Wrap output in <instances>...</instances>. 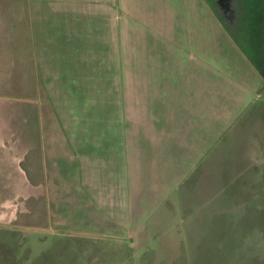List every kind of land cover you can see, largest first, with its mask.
<instances>
[{
    "label": "rangeland",
    "instance_id": "rangeland-1",
    "mask_svg": "<svg viewBox=\"0 0 264 264\" xmlns=\"http://www.w3.org/2000/svg\"><path fill=\"white\" fill-rule=\"evenodd\" d=\"M205 1L248 58L264 62V0ZM189 2L161 6L162 20L118 21L107 47L64 49L43 68L24 17L9 22L10 35L2 29L0 264H264V85L251 102L221 94L214 107L176 83L169 98L198 114L160 116L152 79L176 77L177 66L164 61L159 73L152 52L137 53L159 30L183 54L185 17L201 12ZM235 110L222 132L204 124ZM177 120L195 127L162 130ZM14 156L27 158L15 171ZM24 170L31 214L15 218L7 205L29 191Z\"/></svg>",
    "mask_w": 264,
    "mask_h": 264
},
{
    "label": "crops",
    "instance_id": "crops-1",
    "mask_svg": "<svg viewBox=\"0 0 264 264\" xmlns=\"http://www.w3.org/2000/svg\"><path fill=\"white\" fill-rule=\"evenodd\" d=\"M193 1L190 0L188 5H197L201 8V12L198 13L192 9L189 11L191 15L185 17L187 24L185 29L186 45L183 54L174 52L175 47L172 44H163L160 41L163 34L159 30H154L151 34L157 38L158 43L154 41L152 45H146L143 41L141 45L138 44L137 53H140V49H144L142 52L145 53H153V63L156 64V66L153 65V69H158L159 73H161V69H166V66H161L164 61L169 71L176 69L175 66H177L176 71H185L181 75H178L177 72L176 77H153L152 84L156 89L153 91L152 100L159 102L157 105L159 110L161 109L160 116L177 119L182 114L192 118L198 114L190 111L187 115L188 111H180L181 105L178 102L180 95L176 102L173 101L176 95L169 98L175 93L176 83L185 86V94H187L185 96L191 102L208 95L213 98V102H211L212 100L210 102L214 107L221 104L218 98L221 94H227L225 98L231 97L233 94L244 103L251 102L260 92V86L264 85V62L254 63L250 60V56L248 58L242 50L239 40H236L228 30L223 28L220 20L209 9L207 1ZM177 4L178 0H0V34L3 29L6 35H10L11 25L9 22L13 21L19 13L26 20L27 31L30 32L35 45L36 60L43 68L45 62H61L64 55L68 53L81 54L80 51L93 53L95 52L93 45L97 44H104V47H107L111 42L113 28L118 25V21L124 22V24L125 22L128 24L130 20L143 21L146 20L144 15H148L150 20H162L161 6L167 5L174 8ZM175 16L177 13H170L172 19ZM197 18H199L200 24L195 27L193 21ZM64 49L68 50V53ZM164 52L169 54L165 57ZM175 60L176 62L180 60V64L177 65ZM261 91H264V86ZM146 95L148 94L144 93V96ZM147 97L143 99L141 97V100H145ZM168 100L173 101V104H170ZM193 104L196 105V101ZM238 112L236 110L228 112L220 118H218L220 114L214 113L212 115L215 117L208 116L204 124L207 126L218 125L222 132L223 129L234 123ZM184 126L177 120L175 126L164 125L162 130L189 132L192 131L195 124L192 121L189 126H186L187 130L183 129ZM9 159L14 166V171L15 166L21 165L27 160L25 157L23 161L17 162L15 156L13 159L10 157ZM24 172V188L29 191L19 193L18 204H12L9 199L7 205V209L12 210L11 214L15 218L19 210L24 212V218L31 214L29 200L32 197V183L30 178H27L29 173L26 170ZM7 188H11V186L8 185ZM14 199H16L15 194ZM1 203L0 200V213L5 209ZM1 225L8 224L0 222Z\"/></svg>",
    "mask_w": 264,
    "mask_h": 264
}]
</instances>
